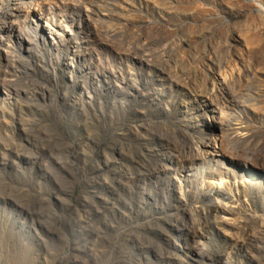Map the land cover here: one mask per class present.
I'll return each instance as SVG.
<instances>
[{
	"label": "rangeland",
	"instance_id": "rangeland-1",
	"mask_svg": "<svg viewBox=\"0 0 264 264\" xmlns=\"http://www.w3.org/2000/svg\"><path fill=\"white\" fill-rule=\"evenodd\" d=\"M145 250L264 264V0H0V264Z\"/></svg>",
	"mask_w": 264,
	"mask_h": 264
},
{
	"label": "bare ground",
	"instance_id": "bare-ground-1",
	"mask_svg": "<svg viewBox=\"0 0 264 264\" xmlns=\"http://www.w3.org/2000/svg\"><path fill=\"white\" fill-rule=\"evenodd\" d=\"M189 151V150H188ZM189 152H191V151H189ZM219 180V179H218ZM188 225H190V223H188V222H184L183 221V226H178L177 227V232L179 233V237H180V248L181 249H183L184 248V243L185 242H187L188 240L189 241H191V242H194V240L193 239H189V236H185V235H182V233H183V228H185L186 229V227H188ZM182 238V239H181ZM183 244V245H182ZM147 250H145L144 252H143V255H144V261L142 262V263H140V264H160V261L158 260V258L155 256V260L154 261H149L148 260V257H147V253H145ZM172 262V259L171 258H169V257H167L166 258V260L165 261H163V264H169V263H171ZM176 262V261H175Z\"/></svg>",
	"mask_w": 264,
	"mask_h": 264
}]
</instances>
